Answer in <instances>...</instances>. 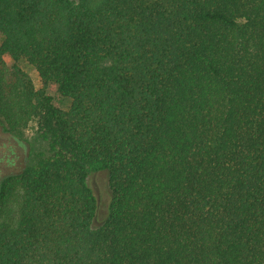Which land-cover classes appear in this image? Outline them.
I'll return each mask as SVG.
<instances>
[{"label": "trees", "instance_id": "trees-1", "mask_svg": "<svg viewBox=\"0 0 264 264\" xmlns=\"http://www.w3.org/2000/svg\"><path fill=\"white\" fill-rule=\"evenodd\" d=\"M0 36V120L34 133L0 264H264V0H0Z\"/></svg>", "mask_w": 264, "mask_h": 264}, {"label": "rangeland", "instance_id": "rangeland-1", "mask_svg": "<svg viewBox=\"0 0 264 264\" xmlns=\"http://www.w3.org/2000/svg\"><path fill=\"white\" fill-rule=\"evenodd\" d=\"M5 60L7 64H12L10 58L5 57ZM17 63L29 74L34 86L40 88L41 81L35 69L23 60H20ZM48 92L56 103H59L62 107H66L67 101L60 99L55 87H49ZM33 139L34 133L32 129L22 131L19 135H12L4 129L2 121L0 120V179L4 175L20 171L28 162L30 145L32 144ZM89 181L98 190L101 209H106L108 203L106 173L104 171L94 172L89 176Z\"/></svg>", "mask_w": 264, "mask_h": 264}]
</instances>
